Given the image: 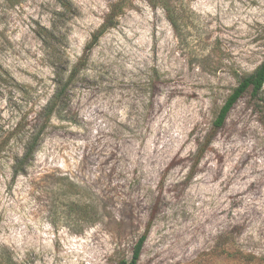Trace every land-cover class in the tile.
I'll return each mask as SVG.
<instances>
[{
	"label": "rangeland",
	"instance_id": "1",
	"mask_svg": "<svg viewBox=\"0 0 264 264\" xmlns=\"http://www.w3.org/2000/svg\"><path fill=\"white\" fill-rule=\"evenodd\" d=\"M116 1L0 0V139L18 126L0 157V254L125 264L152 222L138 264H264V86L214 126L264 60V0H171L177 27L128 0L87 52Z\"/></svg>",
	"mask_w": 264,
	"mask_h": 264
},
{
	"label": "trees",
	"instance_id": "2",
	"mask_svg": "<svg viewBox=\"0 0 264 264\" xmlns=\"http://www.w3.org/2000/svg\"><path fill=\"white\" fill-rule=\"evenodd\" d=\"M127 2L128 0H117L111 5V9L109 13L106 15L105 20L103 21L101 26L93 33L91 40L88 42L86 46L87 52L90 51L96 45L98 40L105 34V32L110 27L116 24V18L121 13ZM151 3L153 6H161L166 11L167 18L169 19L171 24L174 27L178 26V16H177L178 8L176 5L172 3L171 0H151ZM42 30L47 34H49V36L53 34L52 32H49V30L46 27H42ZM84 62H86V55L82 56L78 60V62L72 67L66 82L64 84L59 85V89L53 94V97L42 108L41 112L39 113L43 117L41 127L38 129V131H36V133L31 135L25 146L23 154L22 155L17 154L13 156L14 158L13 168H14L15 176H18L21 172H24L25 168L27 167L30 160L34 156L42 140L43 132L46 128L47 123L50 121L52 115L55 113L56 108L65 101L66 97L64 92L67 90L72 80H74L76 76L80 73V70L85 65ZM263 86H264V60L256 68L254 72L242 77L238 85L233 89L232 93L229 95L224 105L221 107L218 116L214 122V126L216 130L224 125L230 110L245 93L250 91L252 96L256 98L262 93ZM17 131H18V126L12 129L11 131H9L5 137L0 139V157L3 151L6 150L10 139L12 138V136H14V134L17 133ZM211 139L212 137H209V139H207L206 145L209 144ZM151 227H152V222L148 224L145 232L136 241L133 247L131 259L129 261H124L123 263L138 264V261L141 257L142 250ZM0 264H15V263L13 262L10 256L0 254Z\"/></svg>",
	"mask_w": 264,
	"mask_h": 264
}]
</instances>
